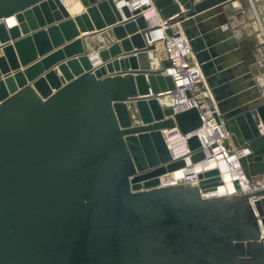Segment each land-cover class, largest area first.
I'll return each instance as SVG.
<instances>
[{
  "label": "water",
  "instance_id": "obj_1",
  "mask_svg": "<svg viewBox=\"0 0 264 264\" xmlns=\"http://www.w3.org/2000/svg\"><path fill=\"white\" fill-rule=\"evenodd\" d=\"M132 1L0 0V21H16L0 22V264H264V83L220 29L223 7L243 0H151L185 34L216 121L249 150L239 164L250 191L235 181L219 198L202 197L216 169L198 186H160L185 166L162 131L189 134L201 119L160 105L170 63L149 65V7ZM87 32L104 43L97 61ZM187 146L192 164L203 159L196 136Z\"/></svg>",
  "mask_w": 264,
  "mask_h": 264
},
{
  "label": "built area",
  "instance_id": "obj_2",
  "mask_svg": "<svg viewBox=\"0 0 264 264\" xmlns=\"http://www.w3.org/2000/svg\"><path fill=\"white\" fill-rule=\"evenodd\" d=\"M146 6L149 7V9L143 12V14L149 26H151L148 19L149 13H156V11L153 8L151 0L147 1ZM130 7L133 8L134 5L131 4ZM150 9H153V11ZM0 22L5 25L6 29L11 27L7 24V20L6 22L4 20ZM158 27L162 28L161 37L159 38L162 56L170 63L169 67L164 70V75L169 76L175 85L172 91L165 93V95H170V97L174 99V103L170 108L174 113L195 108L201 119V126L189 134H181L177 128L162 131L167 148H169L168 150L172 158V163L174 161L183 160L185 162L183 168L196 165L199 166L200 171L196 173L195 184H189L198 186V174L213 170L206 168L208 163L216 162L219 167L221 164L229 165L231 162H235L236 171L248 186V182L240 167L239 159L247 155L249 150L240 147L234 148L232 146L234 141L232 134L222 121H216V116L219 115L218 109L180 25L170 24L169 21L160 19ZM167 29H170L171 35L166 34ZM192 136L197 137L200 143L199 151L202 152L204 156L201 161L195 164L191 163L190 159L193 153L188 150L189 148L187 146V141ZM216 170H218V176L222 180L221 170ZM161 182L160 177V186L169 184H161ZM233 182H235V180ZM248 191H250L249 186L246 192ZM234 194H236V191L230 195ZM202 197L208 198L204 195H202Z\"/></svg>",
  "mask_w": 264,
  "mask_h": 264
},
{
  "label": "crops",
  "instance_id": "obj_3",
  "mask_svg": "<svg viewBox=\"0 0 264 264\" xmlns=\"http://www.w3.org/2000/svg\"><path fill=\"white\" fill-rule=\"evenodd\" d=\"M200 1V0H192ZM71 6L67 8L69 12ZM153 11V9H150ZM149 11V12H151ZM156 13H149L154 15ZM223 20L225 25H220V29L229 28L233 32L238 43H243V48L246 51L247 58L251 61L250 68L254 72V77L264 83V0H243L232 1L225 5L222 9ZM157 15V14H156ZM70 17H73L70 14ZM123 21H126L123 20ZM94 32L80 33L78 37L83 38L85 49L88 53H96L100 49H104V43L93 36L94 43H89V36ZM160 49V48H159ZM136 51V50H134ZM159 55V53L156 51ZM264 85V84H263ZM264 91V89H263ZM233 147H238L233 141Z\"/></svg>",
  "mask_w": 264,
  "mask_h": 264
},
{
  "label": "bare ground",
  "instance_id": "obj_4",
  "mask_svg": "<svg viewBox=\"0 0 264 264\" xmlns=\"http://www.w3.org/2000/svg\"><path fill=\"white\" fill-rule=\"evenodd\" d=\"M66 1V0H64ZM68 1V0H67ZM148 0H133L131 4L134 5L133 8H141L144 7L147 4ZM71 8H73L72 5ZM150 21V25L153 28V32L151 34L152 40L156 43L157 47V52H159V45L160 41L159 38L161 37L162 33V28L158 27L159 24V16L154 14V15H149L148 17ZM7 24L9 26L15 25L16 21L14 17H9L7 19ZM96 53H91V59L92 61H97L96 58ZM150 63L149 65L153 67V69H158L160 66V59L161 57L158 54L151 55L149 56ZM98 63V62H97ZM96 63V65H97ZM145 65L146 62H143ZM158 101L162 107H171L172 104L174 103V99L170 97V95H162L158 98ZM207 169H220L221 170V177L222 180L220 183L214 185L213 190H209L208 192H205L203 195L205 197L211 198V197H223V196H228L230 194H233L236 191V183L241 187L242 191L246 192L247 191V184L243 181V178L238 174L236 171V164L235 162H231L229 165H223L221 164L218 167V164L216 162H211L206 165ZM200 171L199 166H191V167H186V168H180L172 172V180L169 182L168 185L172 184H178V183H186V184H195V177L196 173ZM162 181V180H161ZM163 181L161 182V184Z\"/></svg>",
  "mask_w": 264,
  "mask_h": 264
},
{
  "label": "rangeland",
  "instance_id": "obj_5",
  "mask_svg": "<svg viewBox=\"0 0 264 264\" xmlns=\"http://www.w3.org/2000/svg\"><path fill=\"white\" fill-rule=\"evenodd\" d=\"M159 48H160V49H159L160 51H159L158 53H159V56L162 57L161 42H160Z\"/></svg>",
  "mask_w": 264,
  "mask_h": 264
}]
</instances>
